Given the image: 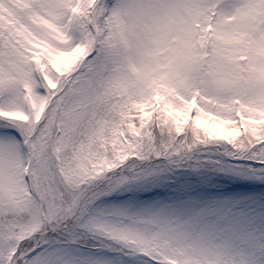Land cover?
<instances>
[{
    "label": "snow or ice",
    "instance_id": "6c2138e0",
    "mask_svg": "<svg viewBox=\"0 0 264 264\" xmlns=\"http://www.w3.org/2000/svg\"><path fill=\"white\" fill-rule=\"evenodd\" d=\"M0 264H264V0H0Z\"/></svg>",
    "mask_w": 264,
    "mask_h": 264
}]
</instances>
